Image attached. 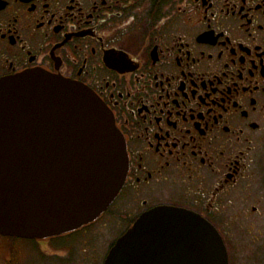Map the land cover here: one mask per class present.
<instances>
[{"label":"flooded vegetation","instance_id":"obj_1","mask_svg":"<svg viewBox=\"0 0 264 264\" xmlns=\"http://www.w3.org/2000/svg\"><path fill=\"white\" fill-rule=\"evenodd\" d=\"M29 70L89 87L127 147L97 219L113 241L65 264H104L159 206L213 224L228 264H264V0H0V79ZM21 239L0 234V264H26Z\"/></svg>","mask_w":264,"mask_h":264},{"label":"water","instance_id":"obj_2","mask_svg":"<svg viewBox=\"0 0 264 264\" xmlns=\"http://www.w3.org/2000/svg\"><path fill=\"white\" fill-rule=\"evenodd\" d=\"M126 142L86 85L29 70L0 79V234L46 239L97 220L127 177ZM104 264H228L223 239L200 214L143 213Z\"/></svg>","mask_w":264,"mask_h":264},{"label":"rangeland","instance_id":"obj_3","mask_svg":"<svg viewBox=\"0 0 264 264\" xmlns=\"http://www.w3.org/2000/svg\"><path fill=\"white\" fill-rule=\"evenodd\" d=\"M260 156L264 159V148L260 151ZM260 209L263 210L264 207L261 206ZM102 222L103 220L99 219L90 223L71 236L63 234L46 239H21L22 249L27 252L25 263L65 264V255L75 254L82 248H95L103 256L114 236L110 228L101 226Z\"/></svg>","mask_w":264,"mask_h":264}]
</instances>
